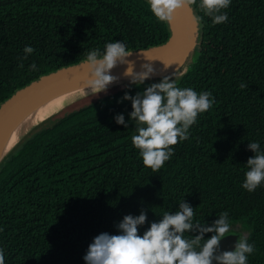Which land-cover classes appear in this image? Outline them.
<instances>
[{"label": "trees", "instance_id": "1", "mask_svg": "<svg viewBox=\"0 0 264 264\" xmlns=\"http://www.w3.org/2000/svg\"><path fill=\"white\" fill-rule=\"evenodd\" d=\"M192 7L198 41L176 80L198 93L211 91L216 103L156 172L132 144L131 102H120L151 80L86 96L33 127L0 163L6 264H85L93 238L118 234L115 225L125 215L147 211L143 235L182 200L202 224L227 211L255 245L248 264H264V184L254 192L242 187L254 156L248 144L258 142L264 150V0H232L228 21L218 25ZM169 37V25L157 21L148 0H0V106L41 76L83 62L92 49L103 51L106 43L123 41L135 51ZM26 46L35 51L25 60ZM32 63L37 71H30ZM118 114L128 128L115 122Z\"/></svg>", "mask_w": 264, "mask_h": 264}, {"label": "clouds", "instance_id": "2", "mask_svg": "<svg viewBox=\"0 0 264 264\" xmlns=\"http://www.w3.org/2000/svg\"><path fill=\"white\" fill-rule=\"evenodd\" d=\"M232 0H148L149 10L157 21L171 25L177 12L197 6L214 25L229 19L226 9ZM35 49L24 48L27 59ZM146 60L144 53H139ZM81 67L86 68L89 78L82 91L91 97L107 94L110 86L120 83L121 77L113 75L114 69L127 66L123 77L130 78L129 87L144 85L158 73L150 63H144L140 72H135L133 55L123 41L106 43L103 51L92 49L86 54ZM23 67V64L20 65ZM32 63L30 71H37ZM247 85L240 84L244 89ZM130 101V122H135L136 134L132 144L139 150L145 167L159 171L174 155V147L190 138V128L198 117L208 112L216 100L211 91L197 92L190 87H179L176 74L165 76L159 83L148 85L135 96L127 92L120 102ZM115 122L129 127L123 114L114 117ZM248 149L254 153L247 161V171L242 185L254 192L264 184V150L258 142H250ZM196 209L182 200L175 212L165 211L158 222H152L141 235L139 229L147 222V211L141 209L138 216L125 215L115 227L118 234L100 233L93 238L83 259L85 264H248V257L255 252L246 233L233 235L236 228L227 211L218 214L210 225L194 220ZM210 238L206 239V236ZM238 236L231 251L221 250V242ZM0 264L5 262V250L0 248Z\"/></svg>", "mask_w": 264, "mask_h": 264}, {"label": "water", "instance_id": "3", "mask_svg": "<svg viewBox=\"0 0 264 264\" xmlns=\"http://www.w3.org/2000/svg\"><path fill=\"white\" fill-rule=\"evenodd\" d=\"M170 37L161 45L147 49L132 51L130 60L135 61V72H140L144 63H150L158 73L153 79H161L165 76L183 75L193 60L195 46L198 41L199 24L193 7L176 13L174 22L169 25ZM139 53H144L151 61L146 60ZM82 62L58 69L55 72L41 76L29 85L18 90L0 106V138L5 129L23 111L41 100L42 98L62 89L84 84L89 78L86 68L81 67ZM127 66L114 69L112 74L123 77ZM241 232L236 230L233 235ZM238 236L226 238L221 242V250L231 251Z\"/></svg>", "mask_w": 264, "mask_h": 264}, {"label": "bare ground", "instance_id": "4", "mask_svg": "<svg viewBox=\"0 0 264 264\" xmlns=\"http://www.w3.org/2000/svg\"><path fill=\"white\" fill-rule=\"evenodd\" d=\"M129 81L130 78L121 77L120 83L112 85L109 88L129 84ZM84 86L85 83L54 92L42 98L17 116L5 129L0 138V163L33 127L35 128L38 124L41 125L43 121L45 123V120H49L50 117L75 101L77 102V100L89 96L82 91Z\"/></svg>", "mask_w": 264, "mask_h": 264}, {"label": "rangeland", "instance_id": "5", "mask_svg": "<svg viewBox=\"0 0 264 264\" xmlns=\"http://www.w3.org/2000/svg\"><path fill=\"white\" fill-rule=\"evenodd\" d=\"M188 62H190V60ZM159 81H160L159 79H153V82H155V83H159ZM235 228H236V230H242V227L240 224L235 225ZM243 233H245V232H243Z\"/></svg>", "mask_w": 264, "mask_h": 264}]
</instances>
